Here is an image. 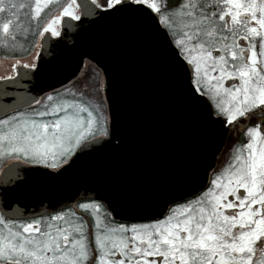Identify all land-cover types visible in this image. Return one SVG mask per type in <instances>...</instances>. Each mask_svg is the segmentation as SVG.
<instances>
[{
    "label": "snow or ice",
    "instance_id": "snow-or-ice-1",
    "mask_svg": "<svg viewBox=\"0 0 264 264\" xmlns=\"http://www.w3.org/2000/svg\"><path fill=\"white\" fill-rule=\"evenodd\" d=\"M50 3L0 0V48L15 54L23 32L24 42L28 34L60 38L57 47L65 50V17L126 13L162 41L186 100L203 109L209 123L231 125L255 109L264 114V0H91V7L66 0L41 24ZM59 59L34 53L27 63L17 60L15 75L0 76V96L12 95L9 86L27 90L17 79L21 67L24 79L39 82L56 71ZM106 102L99 84L85 83L40 96L26 91L0 110V160L11 161L0 170V264H264L260 126L248 128L249 142L234 149L226 167L213 169L200 190L169 201L148 222L117 221L116 210L99 197L59 210L14 208L28 175L54 178L86 149H119L122 134Z\"/></svg>",
    "mask_w": 264,
    "mask_h": 264
},
{
    "label": "water",
    "instance_id": "water-1",
    "mask_svg": "<svg viewBox=\"0 0 264 264\" xmlns=\"http://www.w3.org/2000/svg\"><path fill=\"white\" fill-rule=\"evenodd\" d=\"M77 2L91 7L90 0ZM63 25L65 50L57 47L60 38L45 34L46 40H40L45 60L59 55L56 71L38 82L24 79L21 67L17 79L27 90L9 86L12 95L6 98L60 88L78 76L87 60L102 72L106 105L122 142L118 150L86 149L62 175L38 176L49 181V208L81 196L99 197L116 210L117 220L146 221L169 201L200 190L211 178L229 128L209 123L205 111L186 100L162 41L126 13L82 16L81 21L65 17Z\"/></svg>",
    "mask_w": 264,
    "mask_h": 264
},
{
    "label": "rangeland",
    "instance_id": "rangeland-1",
    "mask_svg": "<svg viewBox=\"0 0 264 264\" xmlns=\"http://www.w3.org/2000/svg\"><path fill=\"white\" fill-rule=\"evenodd\" d=\"M91 1V0H90ZM31 3H34V0H30ZM66 2V0H52V3H50L49 7L44 10L41 16V24L47 22L48 19L51 17L57 15L60 12L61 5H63ZM161 3H163V0H160ZM22 25L26 28L27 24L25 21H21ZM21 36V42L16 47V52L13 54L11 51H5L3 48H0V51L5 53V58L1 59V65H0V72L5 70V72H8L10 67L16 63L17 60L20 61V63H27L32 59V56L34 53H38L39 45L41 37L36 36L33 37L32 35L28 34L26 39L27 42H24L23 37L25 36V33L21 32L19 33ZM31 42H34L35 47H31ZM85 83H96L100 85V96L101 98H104V92H103V85H104V77L102 75V72L96 68V66L86 61L80 75L73 81H71L67 88L75 90L76 87H82ZM105 107L107 108V105L105 104ZM257 109L253 110L249 114H255ZM257 114V113H256ZM244 117L238 118V121H242ZM226 122V121H225ZM238 131L236 128L234 129V133L231 132V134L228 136V140L226 144L224 145V148L222 152L219 154L217 158V162L215 165V170L219 171L227 166V164L231 161L233 155H234V149L240 145L246 144L249 142V137H245V141L243 138L238 135ZM211 176H213V172L211 173Z\"/></svg>",
    "mask_w": 264,
    "mask_h": 264
},
{
    "label": "flooded vegetation",
    "instance_id": "flooded-vegetation-1",
    "mask_svg": "<svg viewBox=\"0 0 264 264\" xmlns=\"http://www.w3.org/2000/svg\"><path fill=\"white\" fill-rule=\"evenodd\" d=\"M38 53H39V50H38ZM5 56H6L5 53L0 51V62H1V59L5 58ZM0 65H1V63H0ZM9 69L10 70L8 72H5V70L1 71L0 76L15 75L16 74L13 71L12 66ZM79 75H80V73L78 74V76ZM67 85H65L61 88H58V89H63L65 87H67ZM13 96L14 97H10V98L0 96V110L11 105L13 103V100L18 97L16 92L13 93ZM256 113L255 114H248V116L244 117L242 121H238V119H237L231 125H229L227 122H225L226 126L229 127L226 142L228 140V136L231 134L232 131H234L235 128L237 130H239L238 135H240V137L244 139L242 141H245L246 133H247V130L249 127L260 126L261 128H264V114H260V109H257ZM232 133H234V132H232ZM226 142H225V144H226ZM10 163H11V161H9V160H0V170H3ZM211 178H212V176H211ZM48 183H49V181L39 179L38 176L35 174L28 175L27 182L23 186L21 194L14 197V199H17L19 201V205L14 206V208L19 207L21 210H23V208H27L29 212H32V211L43 212L46 209H48V210H52V209L59 210L62 206H59L57 208H52V207L49 208V184ZM86 198H87L86 196H81L79 198L74 199L69 204H74V203H77L78 201L79 202H88ZM2 207H3V205L0 204V208H2ZM14 208L13 209H6V211L8 213H12L14 211ZM117 221L124 222L128 225H130L132 223L148 222V220H146V221L117 220Z\"/></svg>",
    "mask_w": 264,
    "mask_h": 264
},
{
    "label": "trees",
    "instance_id": "trees-1",
    "mask_svg": "<svg viewBox=\"0 0 264 264\" xmlns=\"http://www.w3.org/2000/svg\"><path fill=\"white\" fill-rule=\"evenodd\" d=\"M163 3L174 5L176 3V0H163Z\"/></svg>",
    "mask_w": 264,
    "mask_h": 264
},
{
    "label": "bare ground",
    "instance_id": "bare-ground-1",
    "mask_svg": "<svg viewBox=\"0 0 264 264\" xmlns=\"http://www.w3.org/2000/svg\"><path fill=\"white\" fill-rule=\"evenodd\" d=\"M82 70V69H81Z\"/></svg>",
    "mask_w": 264,
    "mask_h": 264
}]
</instances>
